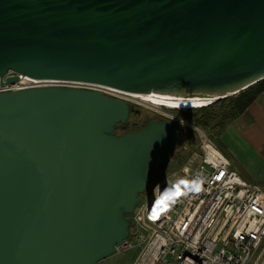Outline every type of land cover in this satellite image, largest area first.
<instances>
[{
	"label": "water",
	"instance_id": "obj_1",
	"mask_svg": "<svg viewBox=\"0 0 264 264\" xmlns=\"http://www.w3.org/2000/svg\"><path fill=\"white\" fill-rule=\"evenodd\" d=\"M21 78L49 86L0 92V264H99L182 131L117 134L129 104L68 85L233 97L264 80V0H0V87Z\"/></svg>",
	"mask_w": 264,
	"mask_h": 264
},
{
	"label": "built area",
	"instance_id": "obj_2",
	"mask_svg": "<svg viewBox=\"0 0 264 264\" xmlns=\"http://www.w3.org/2000/svg\"><path fill=\"white\" fill-rule=\"evenodd\" d=\"M32 87L20 79L0 92ZM172 119L196 132L198 151L191 167L159 178L138 197L116 254L137 248L131 264H257L264 252V188L247 182L203 129Z\"/></svg>",
	"mask_w": 264,
	"mask_h": 264
},
{
	"label": "rangeland",
	"instance_id": "obj_3",
	"mask_svg": "<svg viewBox=\"0 0 264 264\" xmlns=\"http://www.w3.org/2000/svg\"><path fill=\"white\" fill-rule=\"evenodd\" d=\"M101 91L104 94L109 95L111 97L122 99L126 101L129 105H131L133 110L130 112V116H129V124L127 127L128 131H134L136 129L143 127L146 123V119H155L158 121L161 120L174 121V119L172 118H182L184 121H189L195 124L196 126L200 127L201 129H203L204 132L213 141V143H215L219 149L221 150L223 149V152L225 149L221 145L220 133L222 132V129L225 126H227L229 123H231L233 120L237 118L236 117L235 119L228 120L227 122L224 121L219 125H216L215 123H211L207 127H203L200 124V121L202 119L201 110L198 111L194 109L169 110L163 107L156 108L149 104L142 103L141 101H138L135 98H131L130 96L123 98L119 96H113V94L108 93L107 90L106 91L101 90ZM175 122L178 124L183 134L182 144L173 152L166 166L160 172L153 175L152 184L154 183V181L158 180L161 177L177 172L184 165H188L191 167V163H189V159L194 155V153L198 151L197 145L199 138L196 132L188 128L186 124H180L177 121ZM118 134H123V132L118 131ZM228 143L229 144L227 145L229 147L227 149L231 153L226 152V156L231 160H235L237 158L238 162L240 161L242 164L240 165V167L242 169H245L246 174H248L247 176H249L252 180H254L255 184L259 185L261 188H264V167H261V162H260L261 160L259 159L258 155L254 156L253 154L255 153L252 150L248 151L249 153H247L244 150H240V148L230 139H228ZM244 167L248 168L249 170H247ZM137 253H138L137 248L131 249L122 254H115L99 264H131L134 258L136 257ZM263 259H264V252H262L261 259L260 261L257 262V264H262Z\"/></svg>",
	"mask_w": 264,
	"mask_h": 264
},
{
	"label": "crops",
	"instance_id": "obj_4",
	"mask_svg": "<svg viewBox=\"0 0 264 264\" xmlns=\"http://www.w3.org/2000/svg\"><path fill=\"white\" fill-rule=\"evenodd\" d=\"M228 139L233 141L240 148V150H244L247 153H249L248 151L252 150L256 155L252 152L251 153L254 156L258 155L259 159L261 160V167H264V90L255 98V100L240 116H238L235 120L222 129V132L220 133V140L221 145L225 150L224 152L223 149L220 150L225 156L226 152L231 153L227 149L229 147L227 145L229 144ZM228 159L232 167L247 182L255 184V181L247 176L248 174H246L245 169L240 167L242 164L240 161L238 162L237 158L235 160H231L230 158ZM246 169L249 170L248 168Z\"/></svg>",
	"mask_w": 264,
	"mask_h": 264
},
{
	"label": "trees",
	"instance_id": "obj_5",
	"mask_svg": "<svg viewBox=\"0 0 264 264\" xmlns=\"http://www.w3.org/2000/svg\"><path fill=\"white\" fill-rule=\"evenodd\" d=\"M263 90L264 80L257 85L240 92L234 97L219 100L207 107L194 110H201L202 119L200 124L203 127H207L211 123L219 125L224 121L227 122L228 120H232L240 116ZM127 127L124 131H122L123 133L128 132ZM118 131L120 130H117V134Z\"/></svg>",
	"mask_w": 264,
	"mask_h": 264
},
{
	"label": "bare ground",
	"instance_id": "obj_6",
	"mask_svg": "<svg viewBox=\"0 0 264 264\" xmlns=\"http://www.w3.org/2000/svg\"><path fill=\"white\" fill-rule=\"evenodd\" d=\"M21 82H22V84H29V85H33V86L48 85L46 83L33 82V81H30V80L25 79V78H21ZM80 86L85 87V88L99 89V90H103V91L107 90V92L110 94H113V96H119V97H123V98L128 97V96L140 97V98H142V100L149 101L150 103H153L156 106L165 107V109H169V110L199 109L200 107L209 106V104L212 103V102H210V100H204V99H188V100L170 99V98H164V97H155V96H151V95L126 94V93H122L119 91L106 89L104 87H96V86L92 87V85L81 84ZM145 194H147V193H145ZM145 194H142V195H145Z\"/></svg>",
	"mask_w": 264,
	"mask_h": 264
},
{
	"label": "flooded vegetation",
	"instance_id": "obj_7",
	"mask_svg": "<svg viewBox=\"0 0 264 264\" xmlns=\"http://www.w3.org/2000/svg\"><path fill=\"white\" fill-rule=\"evenodd\" d=\"M131 98H135V99H137L138 101H141L142 103H146V104H149V105H151V106H153V107H156V108H160L159 106H156V105H154L153 103H150L149 101H146V100H142V98H140V97H134V96H130ZM129 108H130V112L133 110L132 109V107H131V105H129ZM163 108H165V107H163ZM130 112H129V116H130ZM129 119V118H128ZM148 119H146V121H147ZM151 120H155V119H151ZM144 127V126H143ZM142 128V127H141ZM141 128H139V129H141ZM136 130H138V129H136Z\"/></svg>",
	"mask_w": 264,
	"mask_h": 264
}]
</instances>
